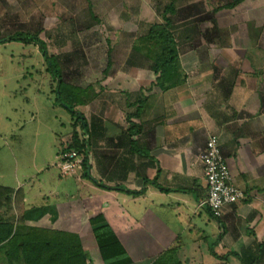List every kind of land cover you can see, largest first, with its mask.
Here are the masks:
<instances>
[{
  "label": "crops",
  "instance_id": "obj_1",
  "mask_svg": "<svg viewBox=\"0 0 264 264\" xmlns=\"http://www.w3.org/2000/svg\"><path fill=\"white\" fill-rule=\"evenodd\" d=\"M245 10L240 29H235V21L229 27L239 35L245 34V27L246 35L253 31L257 37L261 30L257 41H232L223 29L225 24L215 20L220 10L213 16L210 8L193 9L184 16L206 14L207 19L185 25V33L191 31L192 38L188 48L179 51L178 83L160 89L152 71L133 69L127 73L125 87L130 89L121 92L123 98L107 95L98 106L96 123L101 129L95 140L102 147L94 151L95 170L91 161L89 169L96 183L82 173L77 175L82 169L68 176H76L87 214L103 215L130 264H241L231 252L262 253L258 264H264L263 24ZM125 76L118 78L123 81ZM130 124L139 125L137 134L128 135ZM211 134L218 136L233 181L245 193L217 218L200 204L206 181L199 154ZM49 171L36 179L39 189L46 182H56ZM56 175L67 177L59 171ZM139 190L142 193H131ZM64 192L69 198L64 206L69 209L73 193L67 187ZM61 199L59 195L46 203ZM96 255L102 263L98 249Z\"/></svg>",
  "mask_w": 264,
  "mask_h": 264
},
{
  "label": "rangeland",
  "instance_id": "obj_2",
  "mask_svg": "<svg viewBox=\"0 0 264 264\" xmlns=\"http://www.w3.org/2000/svg\"><path fill=\"white\" fill-rule=\"evenodd\" d=\"M170 1L0 0V189H19L20 195L25 192L27 194V198L23 199L24 205L16 208L15 203L11 202L13 206L8 213L5 209L10 203L5 205L1 201L0 212L4 219L13 220L18 232L15 238L20 239L36 232L35 236H39L40 242L44 243L45 256L56 257L53 263L59 264L62 261L63 251L53 254L48 246L58 245L62 250L72 249L76 252L79 248L84 251V264H102L96 255L97 246L88 222V207L83 204L84 200L76 189L80 182H77L76 176L59 178L54 165L57 162L56 152L66 147L73 130L77 131L80 139H85L87 133L81 131L75 121L76 117L56 102L53 91L56 82L47 72L46 61L37 45L8 41L7 37L18 30L36 33L46 43L48 53L58 57L63 79L84 87V90L90 88L85 95L89 94L91 99L86 104L76 105L73 110L88 117L85 118L91 135L88 161L92 162L94 171V151L102 147L94 135L95 131L101 129L99 123H96L99 120L98 106L107 95L114 94L115 100L123 98L121 92L130 89L125 87L128 82L127 73L133 69L150 73L153 60L151 53L147 55V49L143 46V36L151 24L161 22L164 6ZM236 1H175V9L178 11L171 17V32L178 50L182 52L191 42L192 32L185 33V25L190 26L195 20L207 19L206 14L193 18L184 16L193 9L205 11L210 8L213 16L214 11L220 10L215 13L216 22L225 24L223 29L228 37L241 43L257 41L261 34V30H258V37L253 31L246 35L245 27L242 36L235 33L237 31L234 30L242 26L245 9H248L252 18L262 20L264 41V0ZM231 3L235 5L225 6ZM179 10L183 16L177 15ZM233 21L236 23L235 29L229 27ZM151 43L146 42L145 45L148 47ZM108 60H111V65L105 71ZM119 74H126L125 80L121 81L124 76L118 78ZM106 75L109 79L103 80ZM119 108V105L114 106L118 111ZM127 110L125 108L123 111ZM46 170L54 174L56 182H46L39 189L36 179H43ZM79 173L82 170L77 175ZM64 187L73 193L69 209H65L63 202L69 199L65 198ZM37 189L41 191L40 194L35 191ZM32 193L33 198H29ZM59 195L61 200L46 203V200L52 201ZM42 196H45L43 200ZM91 211L95 213V209ZM57 231L71 233L77 240L68 234L53 236ZM68 239L72 241L68 243ZM50 241L53 243L48 245ZM5 244L0 245V264H23L22 257H7L8 247Z\"/></svg>",
  "mask_w": 264,
  "mask_h": 264
},
{
  "label": "trees",
  "instance_id": "obj_3",
  "mask_svg": "<svg viewBox=\"0 0 264 264\" xmlns=\"http://www.w3.org/2000/svg\"><path fill=\"white\" fill-rule=\"evenodd\" d=\"M175 1L177 0H171L169 4L164 6L161 22H155L151 24L148 27L147 34L143 36L145 37L143 46H145L147 49V55L148 52H150L152 55L151 60H153V63L151 65V71L156 77L155 84L160 89H167L169 87L174 86L178 83L179 77L181 76V69L178 58L179 50L177 48L174 36L171 32L173 26L170 15L174 14L176 11ZM236 2H238V0ZM234 5L235 3H231L225 6L233 7ZM7 40L20 42L25 45H28L30 43H34L35 45H37L41 56L46 61L47 72L50 73L53 81L56 82V86L53 90L56 95V102L65 106L66 109L71 112L72 116L76 117L75 121L78 122V124L80 125L81 131L83 133L88 134L89 130L85 117L80 113L78 114V112H74L73 109L76 105L84 103L86 104L87 101L91 99L89 94L85 95V93H87V90L90 88L87 87V89L84 90V87L82 88L73 83H69L63 79V73L58 63V57H56L55 55H50L48 53L46 43L36 33L18 30L13 32L11 36L7 37ZM146 42H152V46L149 45L147 47L145 45ZM110 65L111 60H108L105 67V71L110 68ZM106 74L108 75V73ZM81 119L83 122L81 121ZM139 129L140 128L138 124H130V130L128 132V135L131 136L133 134H137L139 132ZM94 135H96V131ZM131 142L134 146V141ZM90 145L91 142L89 137H86L85 139H80L77 131L73 130L71 139L68 142L67 147H62L60 151H64L68 148H74L79 153H81L83 155V160L80 167V169H82V174L84 177L93 181V183H96V180L91 177L89 173V169L91 168V166L88 161L87 151L90 148ZM145 154L148 155V152H145ZM156 186L161 188L158 184H156ZM105 188L111 189V186H105ZM18 191L19 190L11 191L7 188H3V190L0 189V202L2 201V203H4L5 205L10 203L9 205H7L9 207L5 209L6 213H8L13 206L11 202L15 203L16 208H18V206L21 207L23 205L22 195H20L21 193ZM131 193L140 194L142 193V190L131 191ZM4 218L5 217L0 212V245H2L4 242L6 243L5 245L8 247V250L6 252L7 257L14 256L15 259H19L20 257H22V261H24L25 264H56V262L53 263V260H57L56 257L54 258L52 255L48 254V256H45V253L43 251V247H45L44 243L40 242L39 236H35L36 232L33 231L30 236L20 237V239L15 238L18 232H16V226L13 220L9 218ZM88 222L92 227V233L94 235L100 259L103 264L131 263V259L127 255L124 247L122 246L116 235L113 233L111 228L105 223V219L101 213L89 217ZM57 232H55L53 236L65 234H68V236H74L71 233L59 232L58 234ZM74 237L76 239V236ZM71 241V239L67 240L68 243H70ZM52 243L53 242L50 241L48 245H51ZM261 246L259 247L260 250H262ZM48 247L49 249H51L53 254H58L63 251L61 252L63 258L59 264H76V262L79 264L86 263L85 253L84 251L78 250L79 248L76 250V252H74L72 249H69L68 251L66 249L62 250V248H59L58 245ZM76 253L78 255H76ZM231 253H233V255L238 258L241 264H258L261 261L262 257V253L259 252L258 254H256L255 252L256 256L253 254L252 256L248 254L241 256L236 252ZM220 257L222 258L223 256ZM224 257H226V255H224Z\"/></svg>",
  "mask_w": 264,
  "mask_h": 264
},
{
  "label": "built area",
  "instance_id": "obj_4",
  "mask_svg": "<svg viewBox=\"0 0 264 264\" xmlns=\"http://www.w3.org/2000/svg\"><path fill=\"white\" fill-rule=\"evenodd\" d=\"M199 158L203 164L206 181V195L200 204L206 206L212 216L217 218L222 215L225 206L239 202L245 197V193L233 181L228 162L222 155L219 138L216 134H211L208 137ZM82 160L81 153L74 148H68L59 151L55 165L61 176H68L80 169Z\"/></svg>",
  "mask_w": 264,
  "mask_h": 264
}]
</instances>
